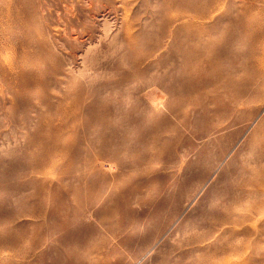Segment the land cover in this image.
Returning <instances> with one entry per match:
<instances>
[{
  "label": "rangeland",
  "instance_id": "rangeland-1",
  "mask_svg": "<svg viewBox=\"0 0 264 264\" xmlns=\"http://www.w3.org/2000/svg\"><path fill=\"white\" fill-rule=\"evenodd\" d=\"M262 43L264 0H0V264H264Z\"/></svg>",
  "mask_w": 264,
  "mask_h": 264
},
{
  "label": "bare ground",
  "instance_id": "bare-ground-1",
  "mask_svg": "<svg viewBox=\"0 0 264 264\" xmlns=\"http://www.w3.org/2000/svg\"><path fill=\"white\" fill-rule=\"evenodd\" d=\"M243 25H244V22H243ZM254 25L255 24H253V26ZM257 40H258L257 35L250 36V37L247 38V43L249 45L250 44H254L255 42H257ZM262 46L263 47L260 48L259 53H258V57L256 59L253 57V55H251V59L250 60L256 61V68L253 69V68L250 67V69L252 71H250V69H248V72H247V70L245 72H243V76H242L243 84L240 85V86H238L239 85L238 84L237 85L238 90L236 92H232L233 94L231 93L233 95V98H232L233 101L237 100L239 98V95L242 94L245 89H248L247 86L251 82V80H256L257 78H259L261 75L264 74V43H262ZM216 56H217V53L212 51V54H210L209 57H207L206 59H207V61L211 62L212 60H216L215 59ZM256 136H260L259 142L257 143V146H258L257 149H259V150H257V154L260 155L259 159H264V121H262V123L259 124L252 131V134L250 136V138H251L250 141L256 139L255 138ZM260 176H262V178H264V162H263L262 166L259 168L258 171H256V170L254 171V175L251 176V180L258 182V178ZM254 183H256V182H253V184ZM256 189H260V190L264 191V181L263 182H259Z\"/></svg>",
  "mask_w": 264,
  "mask_h": 264
}]
</instances>
